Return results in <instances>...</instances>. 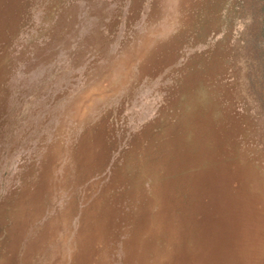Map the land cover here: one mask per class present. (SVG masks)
I'll use <instances>...</instances> for the list:
<instances>
[{
  "label": "rangeland",
  "instance_id": "374dc122",
  "mask_svg": "<svg viewBox=\"0 0 264 264\" xmlns=\"http://www.w3.org/2000/svg\"><path fill=\"white\" fill-rule=\"evenodd\" d=\"M0 264H264V0H0Z\"/></svg>",
  "mask_w": 264,
  "mask_h": 264
},
{
  "label": "bare ground",
  "instance_id": "6f19581e",
  "mask_svg": "<svg viewBox=\"0 0 264 264\" xmlns=\"http://www.w3.org/2000/svg\"><path fill=\"white\" fill-rule=\"evenodd\" d=\"M79 238H81L82 240L79 239ZM77 240L81 241V243H80L81 246H84L85 243H88V242H89V241H85V240L83 241L82 234H80V233H79V237H78V235H77ZM37 244H38V243H37ZM81 246H80V247H81ZM80 250H81V248H80ZM80 253H81V251H79V252H77L76 254H74V256H73V261H74V263H75V261L78 259Z\"/></svg>",
  "mask_w": 264,
  "mask_h": 264
}]
</instances>
